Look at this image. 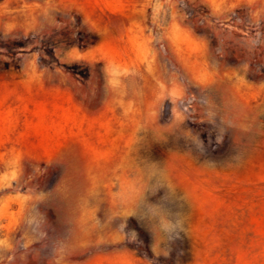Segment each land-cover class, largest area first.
Wrapping results in <instances>:
<instances>
[{
    "label": "rangeland",
    "instance_id": "rangeland-1",
    "mask_svg": "<svg viewBox=\"0 0 264 264\" xmlns=\"http://www.w3.org/2000/svg\"><path fill=\"white\" fill-rule=\"evenodd\" d=\"M0 264H264V0H0Z\"/></svg>",
    "mask_w": 264,
    "mask_h": 264
},
{
    "label": "crops",
    "instance_id": "crops-1",
    "mask_svg": "<svg viewBox=\"0 0 264 264\" xmlns=\"http://www.w3.org/2000/svg\"><path fill=\"white\" fill-rule=\"evenodd\" d=\"M78 8L83 11L84 13H87V7H85V5H77ZM61 100L63 101L60 105H59V116L57 118V124H56V128L59 129V132H57L58 136H63L66 134L65 131H63V128H65V125L68 123L70 117L68 116V112L71 109L76 110V107L74 106V104H71L70 102V98L68 96V94L64 91H58ZM60 143H62L61 139L59 140Z\"/></svg>",
    "mask_w": 264,
    "mask_h": 264
}]
</instances>
